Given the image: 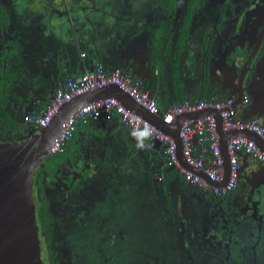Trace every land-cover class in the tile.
I'll use <instances>...</instances> for the list:
<instances>
[{
	"label": "flooded vegetation",
	"instance_id": "af4514ba",
	"mask_svg": "<svg viewBox=\"0 0 264 264\" xmlns=\"http://www.w3.org/2000/svg\"><path fill=\"white\" fill-rule=\"evenodd\" d=\"M32 1L0 0V47L18 28L16 18L30 12ZM74 1L80 8L87 6L85 0ZM39 2L48 10L54 1ZM121 4V15L153 28L174 26L184 42L209 46L216 64L221 65L219 56L226 45L235 47L236 54L242 48L233 77L245 75L247 81L255 77L264 55V0H121ZM90 6L100 12L111 8L101 0ZM262 166L246 180L239 176L235 188L224 196L202 188L186 190L183 198L166 189H149L143 198L139 189H119L121 178L115 180L108 172L85 178L60 166L53 174L38 176L46 263L99 264L98 259L106 257L102 264H264ZM150 205L156 208L154 213ZM135 206L149 209L145 221L131 214L126 218ZM137 242L150 243L155 253L141 255L137 247H130ZM110 249L115 255L109 256Z\"/></svg>",
	"mask_w": 264,
	"mask_h": 264
},
{
	"label": "crops",
	"instance_id": "0c3cea01",
	"mask_svg": "<svg viewBox=\"0 0 264 264\" xmlns=\"http://www.w3.org/2000/svg\"><path fill=\"white\" fill-rule=\"evenodd\" d=\"M101 1L109 2L111 8L101 13L87 10L88 27L92 29L89 35L97 44L82 45L75 41L74 28L64 24L70 0L60 10L55 9L56 2L48 10L39 0L29 3L30 12L21 17L14 34L4 38L0 47L1 136H14L16 130L12 125H26L24 115L44 108L66 72L83 73L93 69L97 61L109 69L130 71L164 110L182 99L229 97V89L223 90L225 85L220 86L219 78L222 70H229L216 64L213 49L184 42L174 26L153 28L142 23L138 27L135 18L121 15V0ZM155 40L157 46H154ZM31 94L38 102L30 101L29 107L21 108L18 105L21 98ZM123 100L126 102V98ZM250 102L243 103L241 99L240 116ZM204 113L215 117L218 114L213 108L205 109ZM63 157L78 161L74 170L78 175L87 178L96 172L101 176L108 172L115 180L121 178L119 189H139L138 194L143 198V192L149 189H166L167 193L175 192L182 198L188 189H202L186 182L180 172L167 164L160 140L151 138L143 130L124 126L116 119L88 122L68 143ZM240 157L246 176L252 175L259 165L264 170V164L255 158ZM86 170L88 176L81 174ZM149 209L153 213L156 210L151 205ZM149 209L135 206L126 213V218L131 214L136 220L145 221Z\"/></svg>",
	"mask_w": 264,
	"mask_h": 264
},
{
	"label": "water",
	"instance_id": "95a60500",
	"mask_svg": "<svg viewBox=\"0 0 264 264\" xmlns=\"http://www.w3.org/2000/svg\"><path fill=\"white\" fill-rule=\"evenodd\" d=\"M52 1L56 2L55 9L58 10H60L59 8L65 2V0ZM85 2L87 6L80 8L77 6V2L74 0L70 1L67 13L65 14L66 22L64 24L74 28L75 41L80 43V45L83 43L97 44L96 41H93L95 39L89 35V31L92 29L88 27L87 10L92 11L90 5L98 2V0H85ZM142 23L144 24L142 20L135 22V24H138V27ZM156 42V40L153 41L154 46H157ZM231 48L226 45L225 50L219 56L221 58V66L224 68L228 67L227 69L229 70V72L227 70L221 71L220 79L222 83H220V86L224 84L223 90L229 89L228 94L229 97L235 99L234 107L236 110L240 107L241 99L245 95H249L251 102L244 109L245 113L241 117L250 119L257 116L260 119V123L264 125V55L257 63L256 75L253 79L247 81L245 75H243L241 79L236 80L233 77L235 63L239 55L241 54L242 56L243 52H241V48L239 54H236V50L234 51L235 47ZM100 51L101 49L99 53ZM44 61L47 62L46 58H44ZM109 96L118 98L134 112L150 120L159 129L171 134L177 141L182 162L187 168L193 169L192 166L188 165L183 156V142L180 130L184 121L194 116L205 115V109L185 111L177 115L172 123H166L163 118V108H161L159 115L152 113L129 92L115 83L76 95L66 101L47 126H37L25 121L26 125L24 126L12 125V129L16 130L14 136L5 138L0 135V264H47L43 246V233L38 214V176L53 174L60 166H64L70 171H74L78 167L76 159L70 160L64 158L61 154L59 156H50L48 154L50 146L60 133L66 120L78 108L87 102ZM123 98H126L127 103ZM30 101L38 102V98L34 94L23 96L18 105L21 108L29 107ZM1 105L2 103L0 104V109ZM216 111L218 112L217 124L218 130L222 135L221 146L225 158L226 175L222 181L225 182L230 176L227 140L245 134L249 137L257 138L263 149L264 141L254 131L248 129L233 128L225 131L222 126V119L219 116L220 111ZM241 155H246L247 157H251V159L254 158L250 154L242 153ZM261 171L264 172V170ZM81 174L88 175L85 171ZM240 177L245 180L248 178L246 172L242 170V166ZM262 184L261 187L264 189V182Z\"/></svg>",
	"mask_w": 264,
	"mask_h": 264
},
{
	"label": "built area",
	"instance_id": "2783aa9c",
	"mask_svg": "<svg viewBox=\"0 0 264 264\" xmlns=\"http://www.w3.org/2000/svg\"><path fill=\"white\" fill-rule=\"evenodd\" d=\"M118 84L129 92L139 103L152 113L160 114L157 98L143 87L140 79L125 69H109L102 61H97L93 69L83 73L66 72L63 80L55 86L52 98L42 109L24 115L25 122L47 126L56 112L68 100L91 90L108 84ZM250 96L242 98L243 103L250 102ZM235 99L226 97L218 99H182L173 102L164 110V121L172 123L175 117L185 111H199L213 108L220 111L222 126L225 131L233 128L254 131L264 141V125L255 116L250 119L242 118L234 107ZM104 118L107 121L118 120L124 126L135 130L145 131L151 138L158 139L164 147V154L168 165L183 175L185 181L196 184L204 190L224 196L232 191L239 179L241 161L240 155L250 154L256 160L264 163V149L257 138L241 134L227 140L229 154L230 176L222 182L226 175L225 158L221 146L222 135L218 130L217 116L205 114L194 116L183 122L180 136L183 142V156L188 165L182 162L176 139L169 133L159 129L150 120L142 117L126 106L121 100L109 96L90 101L78 108L64 123L60 133L50 146L49 155H59L66 151L68 143L76 132L88 122Z\"/></svg>",
	"mask_w": 264,
	"mask_h": 264
},
{
	"label": "rangeland",
	"instance_id": "374dc122",
	"mask_svg": "<svg viewBox=\"0 0 264 264\" xmlns=\"http://www.w3.org/2000/svg\"><path fill=\"white\" fill-rule=\"evenodd\" d=\"M63 1V0H62ZM67 0H65V2H66ZM71 1V0H70ZM65 2H63V3H65ZM21 17L23 16V15H20ZM16 18V17H15ZM18 21H20V19H18V18H16ZM17 21V22H18ZM102 227L100 226L99 227V232H102ZM112 229H117V226H113L112 225ZM139 230H141V227H139ZM98 244L101 246L102 245V242L101 241H99L98 242ZM130 247H133V248H135V247H137V250L139 251V253L141 254V255H148V254H154L155 253V250H151V247H152V245L150 244V243H148V242H145V243H143V242H137V243H135V244H132V245H130ZM108 254H109V256H111V255H115V253L110 249L109 251H108ZM118 255V254H117ZM120 255V254H119ZM118 255V256H119ZM106 259V257H101V258H99L98 259V261H100L99 262V264H102V262L104 261ZM97 264V263H96Z\"/></svg>",
	"mask_w": 264,
	"mask_h": 264
},
{
	"label": "clouds",
	"instance_id": "9594fccd",
	"mask_svg": "<svg viewBox=\"0 0 264 264\" xmlns=\"http://www.w3.org/2000/svg\"><path fill=\"white\" fill-rule=\"evenodd\" d=\"M140 147H142L143 145L141 144V145H139Z\"/></svg>",
	"mask_w": 264,
	"mask_h": 264
}]
</instances>
